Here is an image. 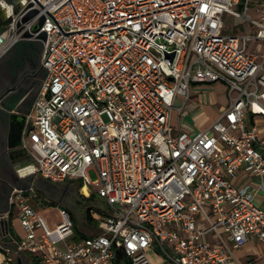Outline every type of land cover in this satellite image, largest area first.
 Returning <instances> with one entry per match:
<instances>
[{"label": "built area", "instance_id": "1", "mask_svg": "<svg viewBox=\"0 0 264 264\" xmlns=\"http://www.w3.org/2000/svg\"><path fill=\"white\" fill-rule=\"evenodd\" d=\"M20 1L0 56L42 44L32 175L78 181L107 211L89 207L98 234L76 241L67 209L49 228L30 205L35 190L14 189L0 264L20 253L34 264H115L116 253L131 264H243L255 255L235 252L256 245L264 256V0ZM226 15L250 32L228 33ZM213 84L228 98L217 119L195 136L174 126L192 88Z\"/></svg>", "mask_w": 264, "mask_h": 264}, {"label": "flooded vegetation", "instance_id": "2", "mask_svg": "<svg viewBox=\"0 0 264 264\" xmlns=\"http://www.w3.org/2000/svg\"><path fill=\"white\" fill-rule=\"evenodd\" d=\"M8 23V19L0 20V38L7 35ZM46 78L47 74L41 67L40 48L35 44L20 43L0 56V211L10 210L13 190L25 185L18 175L30 172L24 176L26 181L32 175L34 162L26 141L35 129L33 108ZM28 128L31 131L27 134ZM8 145H20L14 165H8L5 160L10 153ZM42 184L43 189L37 191L45 199L71 210V199L77 189L74 183Z\"/></svg>", "mask_w": 264, "mask_h": 264}, {"label": "rangeland", "instance_id": "3", "mask_svg": "<svg viewBox=\"0 0 264 264\" xmlns=\"http://www.w3.org/2000/svg\"><path fill=\"white\" fill-rule=\"evenodd\" d=\"M224 19L226 20V30L228 33H234V34H238V33H249V29L243 25H237L233 28L234 26V21L228 17L227 15L224 17ZM237 23V22H235ZM233 28V29H232ZM232 29V31H230ZM216 85V86H215ZM212 87H215V91H219L221 87L224 88L223 85H220L221 87H219V85L217 84H213V85H210ZM211 94V93H210ZM210 94L208 92H205L203 94V96L207 97H210ZM194 95L196 97L199 98L200 96V93H194ZM213 97L214 96H217L216 93H212L211 94ZM208 105V104H207ZM181 104L177 101L175 102V107L178 108L180 107ZM206 112H208V120L211 119L213 113H214V108L211 107V106H208L207 108L205 107L204 108ZM186 112L188 113L187 110H185V112L182 114V116L185 118V115H186ZM175 114H174V118H175ZM181 117L182 120H184L185 122V119ZM189 118H193L192 116ZM192 121V123L195 121L194 119H189ZM32 121H33V118H32ZM191 121H189V123H191ZM204 125H202L203 127ZM182 129L184 131H188L184 126H182ZM38 136V133H37V130H36V127L35 129L29 134V136L27 137V145L28 146H31L33 145V143L36 142V137ZM90 177L91 179L94 181L96 178L95 176L90 173ZM74 184H78V181H74ZM58 185V184H57ZM60 185V184H59ZM43 184L40 183L38 185V190H42L43 189ZM91 188V187H90ZM29 192V191H28ZM74 198L71 199V214L72 216L75 218V216H77L78 218H80V214H84L86 213L87 209L91 206H94L96 207L99 212H105L107 211V206L106 204L99 198L97 197H93L92 199H87V200H83L80 196V191L78 189L75 190V194H74ZM30 205L34 208V210L39 214L41 215L47 225L49 226V228H54L56 224H58L60 222V209H66L65 206H62V205H57V204H52L50 203L47 199H45L42 195L41 192L35 190L34 192L30 193ZM84 218V216H83ZM81 220H79V225H77V228L79 230H81V233L86 236V237H90V236H93V235H96L98 234V229L96 228H93L92 226H89L86 227L85 225H81ZM257 247L258 245H256L255 247H253V249H243L242 251H237L235 252V255L237 258H239L241 260V257L243 256V253L246 254V255H255V258L254 257H247V258H243L241 261L243 262V264H248V260H253L251 261V264H264V256H261L260 253L258 252L257 250ZM148 254L150 255V259L153 263H157V258L155 256H152L151 253L148 251ZM256 256L259 257L258 260H256ZM26 258L30 261V264H34L33 262V258L30 254L26 253ZM255 260V261H254Z\"/></svg>", "mask_w": 264, "mask_h": 264}, {"label": "crops", "instance_id": "4", "mask_svg": "<svg viewBox=\"0 0 264 264\" xmlns=\"http://www.w3.org/2000/svg\"><path fill=\"white\" fill-rule=\"evenodd\" d=\"M17 4L21 6V1L17 0ZM5 10L7 12L8 8H6ZM219 87H221V86L219 85ZM205 92H208L209 94L210 93L212 94L214 92V93H216L217 96L213 97L210 94V97H208V99H207V97L203 96V94ZM194 93H200L199 98L196 97L194 95ZM177 101L181 104L180 100H176V102ZM227 105H228V98H227V93L225 91V88L221 87L220 90L217 92V91H215V87H212V86L195 87V88H192L191 99L186 103L184 110H183V113L185 112V110L188 111V113L186 112L185 118L182 116L183 113L181 114L180 117H178L177 114L174 113L176 117L174 118V114L172 115V123L174 126H176V127L179 126L181 129H182V126H184L188 130V131H184L182 129V131L184 133H186L190 136H195L199 131H202V130L208 128L209 125L212 124L217 119L219 114L226 108ZM208 106H211L214 108V113H213L211 119H209V120H208V118H209L208 112H206L204 109L205 107L207 108ZM189 116L190 117L192 116L193 118H189ZM181 117L185 119V122H184V120L181 119ZM189 119H192V120L194 119L195 121L192 123V121ZM189 121H191V123H189ZM202 125H204V126L202 127ZM31 176L34 178V183H36V181H39V184L47 182V181H45L39 177H36L34 175H31ZM37 189H38V187H37ZM37 189H34V190H37ZM261 199H263V197L259 198L260 201H262ZM80 216H81L80 218L75 216V219H77L78 221L81 220L80 221L81 225L83 224L86 227H88L83 221L84 215L80 214ZM14 232L16 233V235L22 234V231H21L18 224L14 225Z\"/></svg>", "mask_w": 264, "mask_h": 264}, {"label": "water", "instance_id": "5", "mask_svg": "<svg viewBox=\"0 0 264 264\" xmlns=\"http://www.w3.org/2000/svg\"><path fill=\"white\" fill-rule=\"evenodd\" d=\"M6 8H8V11L6 12ZM20 8V5L17 4V0H0V20L3 19H8L9 20V16L11 15L12 12H16L18 9ZM43 19H41L40 24L38 25L37 29H40L41 24H42ZM5 37H1L0 38V44L4 41ZM40 39L44 40L45 39V34L42 33L39 37ZM20 43H29V44H35L40 48V59H41V53H42V44L40 42L37 41H20L18 43H16L14 46L20 44ZM31 131V128L27 129V134ZM20 145H8V149L10 150V153L8 152V154L5 157V160L7 161L8 165H14L16 164L15 160L18 158L16 156L17 153V148H19ZM30 172L25 171V173H22L21 175H18V179H20L21 181L25 182V185L22 187H15V189L17 190H23V191H27L30 188L33 189H37L39 181H36V183H34V178L31 176L29 178V180H25V177L27 174H29ZM2 178L4 180H6V178L4 176H2ZM7 181V180H6ZM8 211V208L5 210H1L0 211V217H5L6 213ZM4 223H5V229H4V237L0 238V247H4V248H11V243L13 242V239L9 233V225H8V221L6 219H4ZM16 264H27V260L26 257L23 253L19 254V257L16 259Z\"/></svg>", "mask_w": 264, "mask_h": 264}, {"label": "trees", "instance_id": "6", "mask_svg": "<svg viewBox=\"0 0 264 264\" xmlns=\"http://www.w3.org/2000/svg\"><path fill=\"white\" fill-rule=\"evenodd\" d=\"M81 187V185L77 186V189L79 190ZM94 197V195H91L90 199H92ZM82 198V197H81ZM83 199V198H82ZM83 200H87V199H83ZM67 209V208H66ZM68 210V209H67ZM68 212L70 213V211L68 210ZM72 221H73V228H74V240L78 241L84 238H87L86 236H84L81 233V230H79L77 228V225H79V221L77 219H75L72 214L70 213ZM84 218L83 221L84 223L88 226H92L93 228H97V224L96 222L92 221L90 216H89V209H87L86 213L83 214ZM9 233L10 235H13V229L11 227V222L9 221ZM115 264H131V262L129 261V259H127L126 257H124L121 253H116V259H115Z\"/></svg>", "mask_w": 264, "mask_h": 264}]
</instances>
